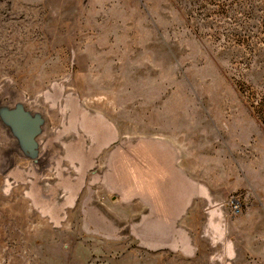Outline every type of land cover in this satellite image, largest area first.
Returning a JSON list of instances; mask_svg holds the SVG:
<instances>
[{
	"label": "rangeland",
	"instance_id": "rangeland-1",
	"mask_svg": "<svg viewBox=\"0 0 264 264\" xmlns=\"http://www.w3.org/2000/svg\"><path fill=\"white\" fill-rule=\"evenodd\" d=\"M0 264H264V0H0Z\"/></svg>",
	"mask_w": 264,
	"mask_h": 264
},
{
	"label": "built area",
	"instance_id": "built-area-1",
	"mask_svg": "<svg viewBox=\"0 0 264 264\" xmlns=\"http://www.w3.org/2000/svg\"><path fill=\"white\" fill-rule=\"evenodd\" d=\"M235 210H239L238 204L235 205Z\"/></svg>",
	"mask_w": 264,
	"mask_h": 264
}]
</instances>
